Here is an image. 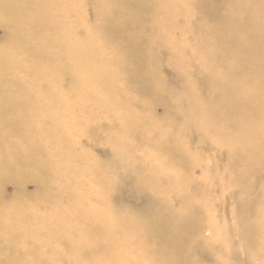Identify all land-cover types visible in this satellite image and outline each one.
Segmentation results:
<instances>
[{"label":"rangeland","instance_id":"1","mask_svg":"<svg viewBox=\"0 0 264 264\" xmlns=\"http://www.w3.org/2000/svg\"><path fill=\"white\" fill-rule=\"evenodd\" d=\"M189 1L187 7L192 15L183 16L181 25L167 24L169 18L162 19L147 5L156 21L145 23L152 26L154 35L153 40H146V44L163 45L160 73L168 79L169 88L177 90L178 94L190 90L196 97L193 104L199 109L213 105V95L222 99L229 97L231 91H220L216 84L219 77L232 79L231 87L241 96L254 91L255 85L261 84L264 71L254 68L248 60L250 56L239 52L237 44H241L242 36L235 25L247 24L258 30L262 22L258 9L264 7V0H224L218 2L219 6L209 2L207 7L204 0ZM133 2L130 0L121 7V0H57L58 15L63 14L62 10H69V14L63 31L60 30L62 23L57 22V29L52 27L47 32L49 38L43 37L49 58L37 56L34 38L22 48L12 45L11 52L20 58L16 60L19 66L6 76L5 81L0 80V89L21 95L23 101L17 99L21 104L16 113L0 111V125L13 119L20 128L19 133H8L7 139H0V159L7 155L0 167V216L12 221L29 218L33 220L31 224L43 227V217L51 216L59 206L70 208L73 204L67 195L55 194L49 200L41 196L37 176H42L52 179L63 194L69 191L75 196L74 200L82 199V204L74 206L80 209L84 205V212L87 211L90 217L89 224H94L91 218L95 211L100 216L102 212L107 219L120 215L146 229L148 246L160 249L167 244L160 221L167 214L179 216L185 207H192L202 218L189 242L190 263L264 264V163L249 159L251 146L236 137L241 133L243 138L246 125L258 117L241 124V130L230 123L229 127H224V136H214V132L206 140H200L194 132L193 135L188 133L185 142L196 159L187 168L178 162H169V155L158 152L156 147L165 139L166 133L160 135L157 129L152 131L149 143L145 144L123 125L128 107H119L120 97L132 99V102L138 100L145 107L143 116L149 117L153 125H164L167 132L173 124L184 120L178 108L175 115L180 114L179 119L172 120L162 105L152 103L147 94L152 92L151 87L145 88L143 83L132 80L128 83L126 77L112 67L117 62H127L134 54L131 49L124 52L125 49L116 46L115 39H105L106 17L114 8H119V13L129 18V6ZM95 10L99 15H93ZM46 17L50 15L46 13ZM36 24L43 25L39 21L27 22L23 27L31 30ZM138 32L130 30L133 36L140 35ZM260 37L257 36L256 42L259 49H264V39ZM12 39L11 28L0 24V44L10 49L6 42ZM91 39L103 53V57L91 66L92 78L102 70L112 79L101 86L93 78L94 81L87 85L79 82L81 86L78 87L72 79L77 81L81 73L84 77V70L76 66L74 60L77 59L67 44L80 46ZM253 57L258 59L256 54ZM249 76L256 77V82L242 81ZM24 90L29 91V97H23ZM153 90L161 91L162 88L154 87ZM175 101H178V95L170 99L172 103ZM260 104L264 111V101ZM129 108L134 112L135 103ZM149 108L153 110L149 112ZM241 109L239 106L236 110ZM44 120L47 127L43 126ZM113 136L116 145L112 142ZM10 140L19 152L30 145L38 146L40 152L33 156L34 161L47 159L53 168L39 163L25 173L19 167L17 154H11ZM134 169L137 173L132 174L133 179H126ZM154 173L158 178L152 177ZM161 178L169 183L167 186L171 191L168 195L164 190L158 194L152 189L150 179L160 183ZM127 180L129 182H125ZM178 180L183 186H179ZM48 226L47 231L42 234L35 231L24 242L21 229H12L9 232L12 239L8 240V232L0 228V264L18 257L27 259L30 264L42 261L44 264H110L101 253H88V247L77 254L68 239L62 237V234H70L71 227ZM72 228L79 227L74 223ZM36 235L41 236L45 244L37 246L39 237ZM83 235L81 232L80 236ZM189 236L185 237V242ZM35 253L38 257H33ZM139 264L155 263L153 259L143 258Z\"/></svg>","mask_w":264,"mask_h":264},{"label":"bare ground","instance_id":"2","mask_svg":"<svg viewBox=\"0 0 264 264\" xmlns=\"http://www.w3.org/2000/svg\"><path fill=\"white\" fill-rule=\"evenodd\" d=\"M219 1L223 2L224 0H204V4L206 5L205 7H207L209 2H216L219 6ZM121 2L122 3L119 4L122 7L123 3H130V0H121ZM189 2V0H134L133 4L129 6V18L125 17L122 13L120 14L119 8H114L110 12L111 15L106 17V25L104 26L105 39L107 41L115 39L114 44L116 46L118 45L125 49L124 52L131 49L134 54L127 62H117L116 65H112L115 71L117 73L120 71V74L126 77L128 83H131L130 81L132 80L137 83H143L145 88L151 87L152 92L147 94L151 98L152 103L154 105H162L170 117L173 118L172 120L178 121L180 114L184 116L183 123L173 124V128L167 132V127L162 124L153 125V121L149 117L143 116L144 112H146L145 107L141 106L138 100H135L138 102L137 103L132 102V99L120 97L119 107L125 106L124 109L128 107L127 111L124 113L125 121H123V125H126L129 131L137 135V138H140L145 144L146 142L149 143L150 133L152 131L157 129L160 135L166 133L165 139L156 147L158 152H164L165 155H169V162H178V164L187 168L189 165L194 164V159H196L195 154L190 152L185 142L188 133L190 135V133L192 134V132H194L196 137L200 140H206L208 136L210 134L213 135L214 132V136L216 134L224 136V127H229L230 123H233L241 130V124L258 117L257 120L249 122L246 125L245 136L243 138H241V133L238 134V136L236 135V137L246 141V143L251 146V152L247 155L250 157L249 159L264 163V111L260 104L264 101V88L262 87L264 78L260 79V85H255L256 89L254 91H250L245 96H241L231 87L233 86L232 79L219 77L217 78L218 83L216 84L220 88V91L225 92L229 89L231 91L229 97L222 99L220 96L215 97L213 95L211 98L214 100L213 105L199 109L193 104V100L196 97L190 90L185 94H178L177 90L169 88L168 85L170 84L168 79L160 73L163 62V45H154L155 42L146 44V40L148 38L153 40L154 35L152 26L145 23L153 19L156 21V16H154L153 12L150 11V7L147 5L151 6L155 10L156 15H160L162 19L169 18L167 24L181 25L183 16L192 15L187 7ZM56 3L57 0H0V24H5L11 28L13 32V39L6 42L10 49H8L5 44H0L1 81H5L6 76L19 66L16 60L20 58L11 52L13 44L22 48V45L34 38L37 40L35 44L38 48L37 56L42 59L49 58L45 50V44H43V37L49 38L47 32L52 27L57 29V22L62 23L60 30L63 31L66 28L64 25L65 18H67L69 14V10H62L61 12L63 14L61 16L58 15L59 6L56 5ZM145 6H147V8ZM111 7H113V5H111ZM70 10L73 11L74 8L70 7ZM258 10L262 14V22L258 30L253 29L247 24L235 25V28L238 29V32H240L242 36L241 44H237L239 52L251 57H249L248 60L254 65V68L259 67L264 71V49H259L258 43L256 42V40H258L257 36L259 35H261V39H264V7L260 6ZM46 13L49 14L50 17H46ZM93 15H99L98 10H95ZM139 15L142 16V19L139 18ZM112 17L114 20H112ZM38 21L42 22L43 25L36 24L34 26L35 28L31 30H26L23 27V23H35ZM131 29H134V31L139 30L138 33H140V35L134 34L135 36H133L130 34ZM259 31L263 32L260 34ZM141 34H144V36L141 37ZM229 35H233V32H229ZM56 41L59 42L58 39H56ZM62 44L63 41L61 40L60 45ZM67 45L77 59L74 60L76 66L84 70V77H82L81 73L80 76L77 77V81L76 78L72 79L73 83H78L79 87L81 86L79 82H81L82 85H87L93 82L94 78L98 82V85L104 86V84H109L112 76L104 74L102 70L95 73L92 78L91 66L96 60L103 57V53L92 39L91 42L86 41L80 44V46ZM255 54L258 59L253 57ZM255 78L256 77L249 76L242 81L253 83L256 82ZM154 87H161L162 90L154 91ZM138 91L140 92L141 88H139ZM142 91L145 92L144 90ZM23 94V97H29L28 90H24ZM174 95H178V101L172 103L170 99ZM21 97V95H15L11 90L0 89V111H11L16 113L21 104L17 99L23 101ZM132 103H135L134 112L129 108ZM239 106H241L242 109L236 110ZM177 108L181 110L182 113L175 115ZM151 110L153 109L149 108V112ZM24 113L25 112H22V114ZM219 120H221V123ZM12 121L14 120L12 119ZM12 121H5L0 125V139H7L8 133L16 134L20 132L19 125ZM44 124L45 127H47V121L43 123V126ZM112 139V142L116 145L114 136ZM11 142L13 141H9V145L11 149H13L11 154H17L16 159L20 164L19 167L21 170L23 168L25 173H28L36 164L37 166H42L43 164L49 165L53 168L52 163L47 159L40 162L38 159L34 161L36 158H33V156L40 152L38 146L30 145L27 146L28 149L25 151L19 152L17 146ZM68 149L70 151L71 147L68 146ZM67 152H65L66 155H70ZM18 153H20V156ZM6 159L7 155L5 154V156L0 159V167L5 163ZM3 160L5 161L3 162ZM134 173H137V169L132 170L131 174H128L126 179H133L132 174ZM152 177H157V175L154 173ZM160 180L158 181H160L161 184L159 182L155 183L150 179V184H153L152 189L158 194L164 190L168 195L171 191L167 186L169 183L166 184L165 180L162 178ZM71 181L74 182L73 180ZM178 181L179 186H183L182 181ZM125 182H129V180ZM54 183L55 182L50 178L37 176V185L42 194L41 196L45 200L51 199L55 194L60 197H62L61 195H67L73 205L68 209L59 206L51 216L48 215L43 217V219L40 218L43 221L41 223L44 225L43 227H37L31 224L33 220L29 218H25V220L20 217L12 221L6 216H0V228L8 232V240L12 239L9 233L12 229L15 231L21 229V237L24 242V239L30 237V234L35 233V231H39L41 234L44 233L47 227H49L48 225L51 227H58V229H68L71 227L69 229L70 234H62V237L68 239L70 246L74 248V251L79 255L88 247V253L93 255L101 253L110 264H139L142 262L143 258L153 259L155 264H192L188 261L189 255L192 253L190 251L189 242L191 241L193 232L199 227L202 218L200 213L195 211L192 207H185L183 214L179 216L171 213L167 214V216L160 221V226L165 232L164 237L167 239V244L163 248L153 249L146 243L148 237L146 229L133 224L129 219L120 215H114L110 219H107L103 217L102 212L100 216V214L95 211L91 218L94 224H89L88 221H90V217L87 211L84 212V205H82L80 209L74 206L76 203L82 204L80 202L82 199L77 200L76 198V200H74L75 196L71 195L69 191L63 194L64 192L58 189ZM47 223L48 225L46 226ZM74 223L79 227L78 229L72 228ZM178 231H182L183 233L180 235ZM81 232L84 233L82 237L80 236ZM12 233L17 235L15 232ZM86 235L89 236V238ZM187 235H190L189 240L185 242L184 240ZM37 237H39L36 242L37 246L45 244L41 236ZM0 248H2V246H0ZM33 257H38V254L35 253ZM44 263L45 261H42V263L39 262V264ZM7 264L30 263L27 259L18 257L8 260Z\"/></svg>","mask_w":264,"mask_h":264}]
</instances>
